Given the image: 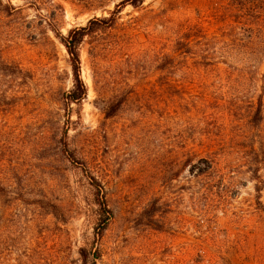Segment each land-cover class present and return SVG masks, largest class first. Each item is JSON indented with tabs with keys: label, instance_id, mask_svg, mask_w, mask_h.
Masks as SVG:
<instances>
[{
	"label": "rangeland",
	"instance_id": "obj_1",
	"mask_svg": "<svg viewBox=\"0 0 264 264\" xmlns=\"http://www.w3.org/2000/svg\"><path fill=\"white\" fill-rule=\"evenodd\" d=\"M257 7L0 0V264H264ZM117 10L80 44L70 103L65 39Z\"/></svg>",
	"mask_w": 264,
	"mask_h": 264
},
{
	"label": "trees",
	"instance_id": "obj_2",
	"mask_svg": "<svg viewBox=\"0 0 264 264\" xmlns=\"http://www.w3.org/2000/svg\"><path fill=\"white\" fill-rule=\"evenodd\" d=\"M131 4L133 6H137L138 2L132 1ZM261 11L262 13H264V7H262V9L257 7L256 9L252 10V14L261 15L260 14ZM117 13H118V10L113 12L109 19H98L96 21L90 22L89 26L87 27L75 29L71 31L69 36L65 39L64 45L70 57V65L72 69L73 83H74L73 89L70 91L68 98H67V100L70 103L81 102L88 93L87 87L81 78V58H80V52H79L80 44L82 43L85 36L93 33L94 29L90 28L91 25L103 24V25L109 26L108 24L113 25L117 23V21L119 20L117 19ZM248 25L250 26L249 45L252 48H254V50H257L261 42L262 44L264 42V41H261V38H264V19H251V22ZM194 57L201 59L199 60V62H197L198 65L202 64L204 66H209V65L217 64V62H215L213 59H210L208 56L197 55ZM165 59L176 61V56L171 57L167 55L165 56ZM62 144H63V151L68 153L69 156H71L68 151V148H69L68 142L63 140ZM0 170H1V162H0ZM0 188H1V182H0ZM100 206L103 208V216L105 217V221L103 224H106L108 223L110 219V209L107 207L106 203L104 202L101 203ZM104 229H105L104 226H102L101 231H103ZM79 254L81 256L83 264H95V260H96L95 254L93 255L92 253L88 252L85 249H81Z\"/></svg>",
	"mask_w": 264,
	"mask_h": 264
}]
</instances>
